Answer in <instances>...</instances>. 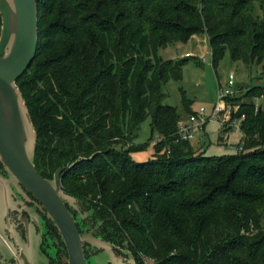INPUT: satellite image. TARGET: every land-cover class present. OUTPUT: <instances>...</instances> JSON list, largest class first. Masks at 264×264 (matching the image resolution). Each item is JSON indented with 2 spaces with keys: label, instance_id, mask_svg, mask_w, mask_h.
Instances as JSON below:
<instances>
[{
  "label": "trees",
  "instance_id": "trees-1",
  "mask_svg": "<svg viewBox=\"0 0 264 264\" xmlns=\"http://www.w3.org/2000/svg\"><path fill=\"white\" fill-rule=\"evenodd\" d=\"M256 3L264 11V0H38L37 53L17 84L37 133V170L53 179L65 167L67 205L81 206L83 226L99 224L81 231L85 253L96 236L142 264H264V107L239 113L235 152L198 153L179 139L177 107L163 104V84L181 80L191 56L159 54L206 33L214 67L227 51L262 63ZM148 116L162 139L139 162L131 153L141 146L127 142Z\"/></svg>",
  "mask_w": 264,
  "mask_h": 264
},
{
  "label": "rangeland",
  "instance_id": "rangeland-1",
  "mask_svg": "<svg viewBox=\"0 0 264 264\" xmlns=\"http://www.w3.org/2000/svg\"><path fill=\"white\" fill-rule=\"evenodd\" d=\"M6 10L7 5L5 0H0V44L4 42L6 36ZM255 15L260 18L264 17V11L259 3H256ZM197 35H199L197 38H191L188 42L172 44L159 50V54L164 59H177L191 56L184 65L183 78L179 81L170 80L163 84L162 90L165 93L163 104L177 107V111L180 114L178 128L183 120L188 119L193 110L196 111L201 107H204L210 120L206 124L203 136L202 134H199L195 139L191 140L192 145L198 153L204 152L207 156L232 153L237 150L235 149V146L238 147L237 144L240 141H244V139H242V131L238 128V125L235 126L236 121L240 118L238 115L241 110L247 107L249 102H254L256 111L259 108L261 109L264 107V90L261 92L263 94L251 99L252 101L244 97V93H246L250 88L254 86H264V61L260 64L253 63L251 65H246L242 61H234L230 52L227 51L223 58L219 61L217 67H214L212 50L207 34L200 33ZM8 48L9 44L7 46V49ZM230 73H234L235 75V84L232 87L235 94L232 97L234 99L227 100V109H229V113H226L227 115L225 118H227L226 127L229 129V138L221 140L220 136H226V132H223L218 119L212 118L211 115L213 108L216 103H218V91L220 84L222 86L226 85ZM27 126L29 130H31V125L27 124ZM161 139L162 136L159 133L155 132L153 135L151 116H148L141 123L139 129L137 130V136L134 137L133 141L127 142V147L132 145L141 146L142 149L132 152L131 156L134 160L139 162L148 161L149 159L155 157L157 152L155 143ZM28 149H32L30 145ZM165 149L166 148H164L163 151ZM0 168L1 173L5 172L4 166L1 162ZM11 180V186L14 190L21 192L24 195L23 198L30 201L28 194L25 193V189L13 178ZM59 185L63 189L61 176L59 177ZM35 206L36 205H27L26 210L29 211L32 218L39 224L40 220L34 213L37 212V206ZM40 219L42 223L40 236H44V244L49 252L47 264H69L67 246L55 222L48 216V213L46 216H41ZM33 236L30 237L31 244ZM12 237L14 238V235H12ZM10 243L13 247H15V243L13 241L10 240ZM36 245L34 246V249ZM94 246V250L89 249L90 251L86 252L88 264H128L124 261H119L118 263L113 253L108 249L97 245ZM1 257L2 260L13 258V252L4 241L0 242V259ZM28 257L30 256H27V259ZM31 258L34 262L39 260L37 257ZM136 263L142 264L140 262Z\"/></svg>",
  "mask_w": 264,
  "mask_h": 264
},
{
  "label": "water",
  "instance_id": "water-1",
  "mask_svg": "<svg viewBox=\"0 0 264 264\" xmlns=\"http://www.w3.org/2000/svg\"><path fill=\"white\" fill-rule=\"evenodd\" d=\"M6 36L0 44V162L6 174L0 172V186L5 211L14 192L12 178L32 193L43 205L58 227L69 254V264H88L84 238L66 201L74 197L59 185L65 167L55 172L53 179L44 177L36 168L34 154L37 133L25 98L17 80L28 70L38 49V0H5ZM9 44V48L7 46ZM27 124L31 125L29 130ZM32 148L31 150L28 147ZM81 159H78V163ZM75 165L72 164L71 167ZM14 183V182H13ZM94 245L112 252V244L101 238L89 239ZM1 263L3 260L0 259Z\"/></svg>",
  "mask_w": 264,
  "mask_h": 264
},
{
  "label": "flooded vegetation",
  "instance_id": "flooded-vegetation-1",
  "mask_svg": "<svg viewBox=\"0 0 264 264\" xmlns=\"http://www.w3.org/2000/svg\"><path fill=\"white\" fill-rule=\"evenodd\" d=\"M1 169V168H0ZM6 174V172H3ZM25 193L28 194L30 201H27L23 198V194L19 191H16L14 194V206L10 207L7 213L1 218L0 217V242H5L10 250L13 252L12 259L3 260V264H47L48 262V251L47 247L44 244L43 237L40 236V231L42 229L41 216H46L47 211L43 205L38 201V199L25 189ZM26 203V204H24ZM36 205L37 212H34L39 218V224L32 218V215L26 210V207ZM69 207V206H68ZM73 213L75 219L77 218L76 211L81 212V206L76 209L74 207L69 208ZM94 219V216L91 217ZM79 231L81 233H93L96 234L99 228V224L96 225L94 220L87 221V226H83L78 218L76 219ZM79 224H81L79 226ZM82 226V227H81ZM34 233V236H33ZM14 235V238L12 237ZM32 244L31 239L32 237ZM94 236V235H93ZM17 237V238H16ZM35 237V238H34ZM96 237V236H94ZM10 240L15 243L13 247L10 243ZM20 241V242H19ZM37 243V245H36ZM110 243V242H109ZM3 244V243H2ZM112 244V253L115 259L118 261H124L128 264H137L130 251L127 248L122 246H116ZM36 245L35 249L34 246ZM87 249L86 252H89L91 249H95V246L91 243H86ZM90 249V250H89ZM103 250V249H101ZM99 250V251H101ZM85 251V250H84ZM27 256L28 257L27 259ZM86 256V253H85ZM31 257H37L39 260L36 262L33 261ZM2 259V257H1Z\"/></svg>",
  "mask_w": 264,
  "mask_h": 264
},
{
  "label": "built area",
  "instance_id": "built-area-1",
  "mask_svg": "<svg viewBox=\"0 0 264 264\" xmlns=\"http://www.w3.org/2000/svg\"><path fill=\"white\" fill-rule=\"evenodd\" d=\"M190 55V54H187ZM235 84V75L234 73H230L229 79L225 86H222L220 84L219 91H218V103H216L215 107L213 108V112L211 117L217 118L218 122L222 129L227 128L226 127V119L225 116L226 113H229V109H227V98L232 97L235 94V91H233L232 87ZM245 118V115H242L235 123V126L238 125V128H240V124L242 120ZM210 118H208L205 108L201 107L199 110L194 111L191 113L187 120H183L178 128V135L179 139L181 140H192L195 139L199 134H202L205 131L206 124ZM226 136H224V139L229 138L228 132L225 133ZM235 146V149H238V147ZM239 148H242L240 146ZM1 264V262H0Z\"/></svg>",
  "mask_w": 264,
  "mask_h": 264
},
{
  "label": "crops",
  "instance_id": "crops-1",
  "mask_svg": "<svg viewBox=\"0 0 264 264\" xmlns=\"http://www.w3.org/2000/svg\"><path fill=\"white\" fill-rule=\"evenodd\" d=\"M199 35L195 34L192 38H197ZM208 38V37H207ZM179 44V43H178ZM14 190V188H13ZM16 193V190H14V192H12L11 194V203H10V207L14 206V194ZM1 201H3V194H2V190H1V186H0V217L2 218L8 211V208L7 211H5V205L3 206L4 203H2Z\"/></svg>",
  "mask_w": 264,
  "mask_h": 264
}]
</instances>
